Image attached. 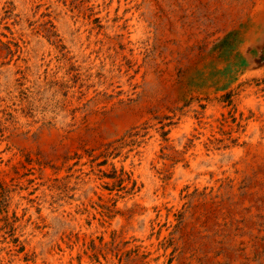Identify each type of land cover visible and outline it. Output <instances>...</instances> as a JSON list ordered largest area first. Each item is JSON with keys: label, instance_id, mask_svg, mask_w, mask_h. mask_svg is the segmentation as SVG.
<instances>
[{"label": "rangeland", "instance_id": "rangeland-1", "mask_svg": "<svg viewBox=\"0 0 264 264\" xmlns=\"http://www.w3.org/2000/svg\"><path fill=\"white\" fill-rule=\"evenodd\" d=\"M258 15L0 0V264H264Z\"/></svg>", "mask_w": 264, "mask_h": 264}, {"label": "bare ground", "instance_id": "bare-ground-1", "mask_svg": "<svg viewBox=\"0 0 264 264\" xmlns=\"http://www.w3.org/2000/svg\"><path fill=\"white\" fill-rule=\"evenodd\" d=\"M258 1V0H257ZM261 2V1H260ZM260 4V3H259ZM258 4V5H259ZM256 6V5H255ZM261 6V5H259ZM257 7V6H256ZM260 8V7H259ZM253 9V8H252ZM253 11V10H251ZM255 12V11H254ZM257 12V11H256ZM252 13V12H251ZM250 15V14H249ZM254 16V15H253ZM244 18V17H243ZM252 19V18H251ZM246 44L253 45L256 49H264V15H258L253 18L245 30L239 35L236 39V45L238 52L240 53V57L244 52ZM264 52V51H263ZM262 54V53H261ZM252 229V228H251ZM241 238L240 235L237 234L235 236L236 240ZM232 240V239H231ZM235 240V241H236ZM252 240V239H251ZM233 244V243H232ZM238 244V243H237ZM245 245V244H244ZM251 245V244H250ZM245 249V248H244ZM253 251V250H252ZM255 251V250H254ZM247 252V251H246ZM256 252V251H255ZM252 253V252H251ZM232 256V255H230ZM240 256V255H239ZM242 257V256H241ZM225 258V257H224ZM232 258V257H231ZM237 258V257H236ZM254 258V257H253ZM223 259V258H222ZM239 260V259H238ZM251 260V259H250ZM236 261V260H235Z\"/></svg>", "mask_w": 264, "mask_h": 264}]
</instances>
